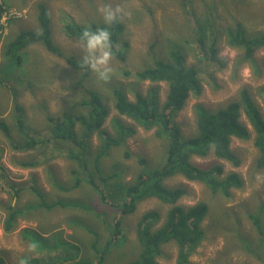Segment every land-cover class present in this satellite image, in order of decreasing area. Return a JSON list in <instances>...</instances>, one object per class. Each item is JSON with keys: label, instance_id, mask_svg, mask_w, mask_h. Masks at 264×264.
<instances>
[{"label": "rangeland", "instance_id": "obj_1", "mask_svg": "<svg viewBox=\"0 0 264 264\" xmlns=\"http://www.w3.org/2000/svg\"><path fill=\"white\" fill-rule=\"evenodd\" d=\"M4 1L6 5L0 18L3 27L0 30L1 55L5 44L23 30L39 31L38 5L44 3L52 16L55 43L65 54L73 55L79 61L86 53L79 40L67 38L62 31L67 17L79 24H101L105 21L100 9L105 5L122 9L123 15L119 21L125 30L117 48L124 52L125 58L122 60L112 56V73L107 81H99L92 71L74 70L64 58L50 53L42 43L27 47L24 52L29 54L28 60L21 67L13 68L14 72L10 71L9 75L6 70L10 69L4 66L7 61L3 56L0 59V119L12 126L11 135L17 141L20 136L14 126L16 103L24 107L23 118L31 128V135L43 141L55 135L52 122L58 125L64 114L74 117L77 111H84L80 104L88 99V90L92 89L99 92L110 109V116L103 127L105 130L116 134L113 127L115 119L125 126H135L136 133L127 138L126 144L113 149L109 157H104L102 161L103 176L124 170L119 179L111 180L106 187L112 198L118 197L125 186L138 176L142 169L139 158L151 161L153 170L164 160L163 157L159 161L165 143L155 138V131H145L121 117L115 109L113 90L122 89L129 99L134 100L137 91L147 94L151 86L150 83L138 82L134 77H126V70L136 73L153 64L154 59L167 61L171 49L182 44L188 65L197 69L203 84V93L200 96L192 95L175 118L185 138L197 134L196 106L214 112L232 101H238L243 88L252 94L264 114V49L257 53L258 66L252 67L241 63L242 53L239 56V52L228 46L222 37L225 30H235L239 24L251 36L264 32V0ZM2 3L3 0H0ZM207 20L209 24H206ZM200 35L206 36L204 47L198 41ZM214 37L218 44L216 58L220 63L210 55ZM125 42L128 43L126 47ZM258 67L261 75L257 72ZM83 79L85 87L80 83ZM167 93V85L158 84L160 104L166 99ZM48 115L52 116V122L47 120ZM243 120L250 126L246 118ZM77 131L80 133V126ZM41 145L30 152H18L0 130V256L6 264H27L25 260L29 261L30 258L46 263L85 264L86 261L92 264L98 259L92 245L98 240L99 250L106 246L117 210L104 204L88 183L72 189L75 178L72 176L70 180L69 174L73 165L66 156L71 144L59 140L49 142L48 146ZM99 146V138L93 137L89 142L93 157ZM231 148L240 158V166L213 155L191 159L194 166L202 169L221 164L224 175L237 173L242 185L238 189L232 188L230 196H223L221 192L213 193L205 185L182 176L167 181L172 188L183 187L187 190V195L180 199L178 205L188 209L202 202L208 207L207 216L201 222L205 236L200 246L193 251L189 264H264V234H258L249 218L255 214L260 216L264 231V169L256 166L259 153L252 139H232ZM79 150L77 148L75 152ZM125 152L131 154L130 158L125 157ZM33 161L38 164L36 167L22 166L25 162ZM146 168H150L149 164ZM57 184L70 191L59 190L55 186ZM32 187H37L47 199H58L71 205L52 212L43 209L29 212L28 206L39 202ZM72 204L88 206L89 210L73 208ZM9 207L24 210L13 228L6 230ZM169 209L170 206L155 198L140 202L136 211L123 220L122 232H125L127 240H122L119 247L110 249L104 264H127L138 259L141 253L136 238L139 219L144 213L157 210L161 215L160 227ZM52 244H65L67 247L64 250L54 248L52 252L42 248ZM69 244L79 246V254L74 249L69 250ZM162 250L164 254L158 258L160 264H178L176 244H166ZM75 254L79 255L81 262H62L66 256Z\"/></svg>", "mask_w": 264, "mask_h": 264}, {"label": "trees", "instance_id": "obj_2", "mask_svg": "<svg viewBox=\"0 0 264 264\" xmlns=\"http://www.w3.org/2000/svg\"><path fill=\"white\" fill-rule=\"evenodd\" d=\"M5 5L6 1L3 0V3L0 4V18ZM184 7L187 11V7ZM38 10L39 31L23 30L13 40L5 44L2 55L0 54V59L3 56L7 61L4 66L10 69L6 70L7 74L9 75L10 71L14 72L13 68L24 65L28 60L27 57H29V54L25 53L24 50L30 45L38 43H42L53 55L64 58L74 70L85 69L90 72L91 70L82 61H79L73 55L65 54L62 48L55 43V38L52 36V16L48 7L44 3H39ZM209 23L210 21L207 20L206 24ZM86 27L92 29L107 27L111 33L113 55L124 60V52L117 48L125 30L123 23L118 21L110 25L105 23L79 24L67 17V22L62 25V31L67 38L79 40L80 33ZM2 28V25H0V30ZM222 37L228 46L239 52V56L242 53L241 63L249 64L252 67L254 65L258 66L256 56L258 51L264 49V32L251 36L239 24L235 30H225ZM198 41L204 47L206 36L200 35ZM217 45L216 37H214L210 47V55L211 58L220 63L221 61L216 58ZM126 46H128L127 42H125ZM182 47L180 43V47L172 48L167 61L154 59L153 64L136 73H131L129 70L125 71L126 77L131 76L140 83L151 84L147 94L137 91L134 100H131L122 89L113 90L115 109L118 114L134 122L135 125L145 131L154 130L155 138L161 143H165L164 153L162 152L159 159L161 162V158L164 157L162 164L153 170L151 161L139 158L138 162L142 166L141 171L135 180L128 186L126 185L116 198H112L108 194L106 187L111 180L119 179L124 170L103 176L102 161L104 157H109L113 149L125 145L127 138L133 136L136 129L135 126H125L120 120L115 119L113 127L116 134L112 135L105 130L103 127L110 116V109L97 90H88V99L80 104L84 111H77L74 117L64 114V117L60 119L61 122L55 125L52 122V116L48 115L47 120L52 122L55 135L43 141L36 140L31 135V128L26 125L23 118L24 107L22 105L18 103L15 105L17 115L14 118L16 121L14 126L20 136L18 141L11 135L12 126L5 120L0 119V130L11 143V147L18 152H30L38 148L41 143L43 144L41 146H48L51 141L59 142V140H63L65 143L71 144L66 156L73 165L69 174L70 180L72 176L75 178L72 189L88 183L100 196L104 204L117 210L111 229V237L106 241V246L99 250L97 248L98 240H95L92 245L96 255H98V259L92 264H104L110 249L119 247L122 240H127L125 232H122L124 230L123 220L127 215H131L136 211L140 202L148 198L158 199L162 204L170 206V209L163 225L160 227L158 225L161 221V215L157 210H150L142 215L136 226V238L141 251L140 257L127 264H160L158 258L164 254L162 247L169 243L176 244L178 248L177 263L189 264L193 251H196L205 236L201 228V222L207 216L208 207L202 202L188 209L178 205L180 199L187 195V190L183 187L172 188L168 186L167 181L173 177L182 176L189 181L205 185L213 193L221 192L223 196H230L232 188L238 189L242 185L237 173L224 175V168L221 164L202 169L194 166L191 159L213 155L217 159L223 158L235 166H240L241 160L231 148L232 139L243 141L252 139L259 153L256 166L258 169H264V114L247 88H243L240 92L238 101H232L227 106L214 112L203 106H196L197 134L189 138L183 136L182 129L175 122V118L183 110L186 101L192 95L200 96L203 93V84L197 69L188 65ZM207 53L204 54L208 55ZM259 70L258 67V71H256L261 75V70ZM1 79L0 74V85ZM80 83L85 87L84 79ZM160 83H165L168 87L166 99L161 104L158 100V84ZM243 118L247 119L250 126L245 123ZM78 126L81 127L80 133L77 131ZM93 137L100 140V146L97 148L94 157L89 147V142ZM77 148L80 150L75 152ZM130 156L129 152H125L126 158H130ZM147 164H149V169L146 168ZM37 165L35 161L22 164L25 168H33ZM55 186L59 190L70 191L62 185L57 184ZM16 191L19 192L20 190L16 189ZM32 192L37 195L39 202L28 206L29 212L41 209L52 212L59 210V207L71 205V203H65L58 199H47L37 187H32ZM71 207L89 210L88 206H81L80 204H72ZM9 209L8 218L5 221L6 230L13 228L14 223L20 216L19 214L24 210V208L13 210L11 207ZM249 218L252 220L258 234L263 235L264 231L260 216L255 214L250 215ZM66 247L65 244L42 246L43 249H50L51 252L54 251V248L64 250ZM70 249L76 250L75 252L78 251V254L80 252L79 246L75 244H69ZM78 257L79 255L76 256L75 254L66 256L61 260L62 262L76 260L79 263L81 259ZM25 262L27 264H58L57 262L46 263L31 258L29 261L25 260ZM84 263L91 264L86 261ZM0 264H6L2 256H0Z\"/></svg>", "mask_w": 264, "mask_h": 264}, {"label": "clouds", "instance_id": "obj_3", "mask_svg": "<svg viewBox=\"0 0 264 264\" xmlns=\"http://www.w3.org/2000/svg\"><path fill=\"white\" fill-rule=\"evenodd\" d=\"M100 12L106 25L118 22L123 15L119 6L113 7L112 5H105L100 9ZM79 42L86 53L82 63L95 74L99 81H107L112 73L110 60L113 56L111 33L108 28L97 27L92 29L86 27L80 33Z\"/></svg>", "mask_w": 264, "mask_h": 264}]
</instances>
